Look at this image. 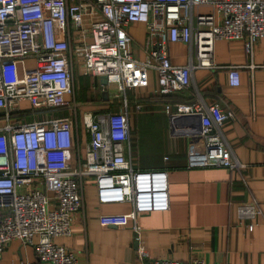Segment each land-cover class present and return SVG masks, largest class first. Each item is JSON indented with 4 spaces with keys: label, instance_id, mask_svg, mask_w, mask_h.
<instances>
[{
    "label": "built area",
    "instance_id": "1",
    "mask_svg": "<svg viewBox=\"0 0 264 264\" xmlns=\"http://www.w3.org/2000/svg\"><path fill=\"white\" fill-rule=\"evenodd\" d=\"M205 5L210 11H194ZM136 22L147 30L144 58L134 57L130 48L127 28ZM260 37L264 0H0V257L17 240L34 244L36 252V260L19 264H79L52 239L70 233L89 182L98 204H131L125 213L100 215L99 223L125 226L130 219L140 243L137 217L170 208L168 172L137 166L125 91L145 85L148 70L156 74L155 94L184 90L195 68L217 67L216 40L243 39L252 55ZM172 43L188 46L186 63H171ZM228 67L230 84L239 85L238 66ZM77 68L116 84L123 93L121 110L80 108L73 84ZM197 94L189 103L164 106L175 123L190 117L174 128L188 136L187 167L241 168L222 131L233 112ZM52 111L56 115H48ZM84 138L82 156L78 147ZM236 212L252 219L260 209L250 201ZM137 256L131 264H204L200 257L152 258L142 245Z\"/></svg>",
    "mask_w": 264,
    "mask_h": 264
},
{
    "label": "crops",
    "instance_id": "2",
    "mask_svg": "<svg viewBox=\"0 0 264 264\" xmlns=\"http://www.w3.org/2000/svg\"><path fill=\"white\" fill-rule=\"evenodd\" d=\"M194 11L207 12L210 7L196 6ZM127 31L132 38V53L136 58H144L145 25L136 22L130 24ZM243 42V39L216 40L213 62L217 67L195 68L190 87L174 92L169 99L154 93L157 82L153 70L146 72L145 85L127 89L143 94L142 100H132L130 107L142 103L139 110L144 109V117H148L149 127H145V131H151L150 140L156 137L165 140L166 147L161 149L158 162L147 165L167 170L170 208L137 217L140 239L137 243L132 220L125 226H104L98 221L103 214L129 211L131 204H98L96 188L87 183L83 187V207L74 213L70 233L52 239L72 251L79 264H131L138 258V245L144 246L152 258L189 261L200 257L204 264H264V67L260 66L264 62V37L254 43L252 55L245 51ZM168 47L171 63H186L188 46L172 43ZM230 65L239 68L237 86L228 80ZM76 71L75 101L78 81L79 99L85 104L76 101L80 108L95 112L121 110L123 93H108L107 86L100 83V76H85L80 68ZM82 77L92 78L89 91L84 88ZM197 92L205 102H218L224 110L233 112L234 117L226 120L222 131L241 168L187 167L188 136L176 133L174 128L182 127L185 122L181 120L190 117L183 115L180 122L175 123L165 113L164 106L169 103L174 108L177 103L194 101ZM156 106L158 109H154ZM158 110L167 120L165 133L163 126L156 128L152 122L155 121L153 113ZM86 146L84 138L78 147L82 156ZM138 161L137 158L139 167ZM250 201L258 203L260 212L252 219L239 218L237 207ZM37 240L35 236L32 242L37 243ZM22 260H36L34 244L10 241L4 247L0 264H19Z\"/></svg>",
    "mask_w": 264,
    "mask_h": 264
},
{
    "label": "rangeland",
    "instance_id": "3",
    "mask_svg": "<svg viewBox=\"0 0 264 264\" xmlns=\"http://www.w3.org/2000/svg\"><path fill=\"white\" fill-rule=\"evenodd\" d=\"M134 55V54H133ZM134 57H136L134 55ZM77 70V69H76ZM75 70V80L78 79L77 76V71ZM92 78L90 77H82V82L84 84V88L88 90V88H91V86L93 85V81L91 80ZM107 86V92L108 93H113L114 91H116V84L111 83V82H107V84H105ZM86 91V90H85ZM81 93V88L80 85L78 84L77 81V90H76V101L80 103H82V98L79 99V94ZM90 96V94L88 95V97ZM122 96V95H121ZM126 99L128 100V108H130V117H131V135L135 138V143L132 142V152H133V156L134 159L136 160L138 158V162H139V168H149L148 165L151 164H156L158 162V159L160 158V154H161V149L166 147L165 144V140L164 138H159L156 137L152 140H150V134L151 131H145V127H149L148 124V117H144V109H140L142 108V103L139 102L142 106H140L139 108H137V105H133L132 107H130V103L132 102V100H138L139 98L142 100L143 94H141L139 91L138 93L133 90H126ZM118 103V102H117ZM27 104V103H25ZM82 105H85L84 103H82ZM27 107V105H25ZM154 109H158V107L156 106V108ZM60 115H63L64 112H60ZM48 115H56V112L52 111V113H49ZM153 116L155 117V121L152 120L154 127L159 128L160 126L164 127V133L167 131V120L166 117L162 115V113L158 110L155 113H153ZM29 120V119H28ZM151 125V124H150ZM157 132H161V130H157ZM155 131V133H157ZM153 146L156 150L150 149V147ZM148 164V165H147Z\"/></svg>",
    "mask_w": 264,
    "mask_h": 264
},
{
    "label": "trees",
    "instance_id": "4",
    "mask_svg": "<svg viewBox=\"0 0 264 264\" xmlns=\"http://www.w3.org/2000/svg\"><path fill=\"white\" fill-rule=\"evenodd\" d=\"M162 98H164V99H169L170 97H171V94H167V95H160ZM23 119H31L32 117L31 116H29V115H27V116H25L24 115V117H22Z\"/></svg>",
    "mask_w": 264,
    "mask_h": 264
},
{
    "label": "water",
    "instance_id": "5",
    "mask_svg": "<svg viewBox=\"0 0 264 264\" xmlns=\"http://www.w3.org/2000/svg\"><path fill=\"white\" fill-rule=\"evenodd\" d=\"M100 83L101 84H107V79H106V76L105 75H103V76L100 77Z\"/></svg>",
    "mask_w": 264,
    "mask_h": 264
}]
</instances>
